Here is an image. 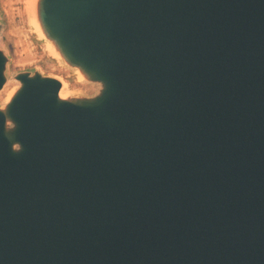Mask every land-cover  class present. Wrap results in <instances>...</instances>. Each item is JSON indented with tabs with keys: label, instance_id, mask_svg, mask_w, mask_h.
I'll return each mask as SVG.
<instances>
[{
	"label": "water",
	"instance_id": "obj_1",
	"mask_svg": "<svg viewBox=\"0 0 264 264\" xmlns=\"http://www.w3.org/2000/svg\"><path fill=\"white\" fill-rule=\"evenodd\" d=\"M37 20L100 88L15 74L0 264H264V0H38Z\"/></svg>",
	"mask_w": 264,
	"mask_h": 264
},
{
	"label": "rangeland",
	"instance_id": "obj_2",
	"mask_svg": "<svg viewBox=\"0 0 264 264\" xmlns=\"http://www.w3.org/2000/svg\"><path fill=\"white\" fill-rule=\"evenodd\" d=\"M0 16L3 25L0 31V46L10 58L9 81L0 91V106L8 101L9 95L19 85L14 78L15 74L25 70H38L59 79L67 94L98 93L99 85L79 80L74 70L51 55L47 41L38 34L26 12L25 0H0Z\"/></svg>",
	"mask_w": 264,
	"mask_h": 264
},
{
	"label": "bare ground",
	"instance_id": "obj_3",
	"mask_svg": "<svg viewBox=\"0 0 264 264\" xmlns=\"http://www.w3.org/2000/svg\"><path fill=\"white\" fill-rule=\"evenodd\" d=\"M37 2H38V0H25V9H26V12L29 15L30 19L32 20L33 25L37 29V31L41 32L40 26H39V23H38V20H37ZM48 47H49V51H50L51 55H53L54 57H58V53L54 49V47L51 46V44L48 45ZM24 50H26V49H24ZM77 75H78V79L79 80H82L84 78L83 75L79 71H77ZM12 94H13V92L9 95L8 100L10 99V97L12 96ZM61 97L62 98H66L67 97V93H66V90H65V86H63V89L61 91Z\"/></svg>",
	"mask_w": 264,
	"mask_h": 264
}]
</instances>
